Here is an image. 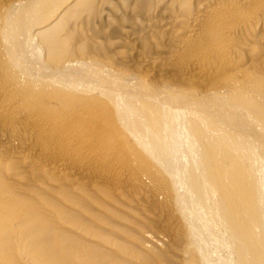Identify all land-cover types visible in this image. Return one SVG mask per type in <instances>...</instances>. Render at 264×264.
<instances>
[{
  "label": "bare ground",
  "instance_id": "1",
  "mask_svg": "<svg viewBox=\"0 0 264 264\" xmlns=\"http://www.w3.org/2000/svg\"><path fill=\"white\" fill-rule=\"evenodd\" d=\"M0 264H264V0H0Z\"/></svg>",
  "mask_w": 264,
  "mask_h": 264
}]
</instances>
